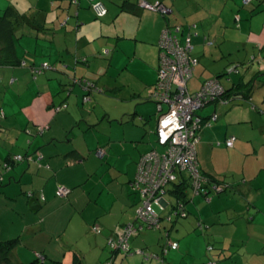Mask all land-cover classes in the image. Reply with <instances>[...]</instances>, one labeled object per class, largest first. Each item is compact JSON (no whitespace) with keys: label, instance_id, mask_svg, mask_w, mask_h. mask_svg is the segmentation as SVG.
<instances>
[{"label":"crops","instance_id":"0c3cea01","mask_svg":"<svg viewBox=\"0 0 264 264\" xmlns=\"http://www.w3.org/2000/svg\"><path fill=\"white\" fill-rule=\"evenodd\" d=\"M90 1H100L104 5L106 13L103 18L95 17L90 9ZM126 1L133 4L132 10L122 9L121 6ZM156 1L170 7L169 16L173 14L172 6L166 5L165 0H0V14L12 7L21 16L14 30L15 56L28 66L45 63L53 66L52 70L35 79L26 67H0V218L7 213L16 222V236H7V231H10L8 223L4 226L0 224V240L18 239L20 245L24 235H27V248L21 249L23 258L17 259L10 254L13 264L33 262L36 253L44 255L42 264H71L74 251L80 253L83 264H104L108 258V253H105V237L113 236L122 225L134 221L140 197L133 191L131 184L135 180L139 158L153 147L160 150L155 145L152 133L148 135L151 130L149 121L154 112L158 114V109L146 99L156 82L159 55L157 43L167 20L160 12L143 7L145 3L153 4ZM220 1L222 5H226L230 0ZM238 1L240 0H235L236 4ZM222 17V12L216 14L217 19ZM241 17L247 18L246 15ZM192 29H196V26L192 25ZM194 36H198V32L194 31ZM252 36H257L258 40L249 47L242 44L245 53L242 60L258 53L259 64L256 69L264 72V35L254 34L249 39L252 40ZM204 38L207 37L202 40ZM190 41L192 44V36ZM206 45L210 46L211 42ZM106 47H111L112 50ZM254 47L258 51L253 52ZM193 48L192 44V50ZM238 51L237 49L235 56H239ZM112 52H117L116 58L121 59L119 66H116L114 60L109 61L112 70L120 73L134 67L139 78V83L131 87L130 102L135 103V112L133 115H124L119 123L122 127L116 130L111 125L105 129L98 127L99 115L95 111V115L89 112L90 116L87 118L83 115L85 103L83 104L82 96L85 90L77 83V80L86 78L97 87V75L99 76L101 68L95 62L100 53L110 56ZM194 59L197 64L199 60ZM240 59L237 61H242ZM212 77L211 75L206 80L209 81ZM105 89L102 91L106 92L107 86ZM60 90L61 96L57 94ZM93 92L89 96L90 101L95 98ZM145 93L147 97L144 96ZM263 93L262 91L255 98L257 102L261 101ZM62 95L66 101L61 99ZM62 101H65L66 108L54 113L53 108ZM91 108L92 105H89L88 109ZM258 108L261 112L255 115L257 113L251 110L235 114L238 109L226 113L220 107L219 120L222 119L224 125L213 124L204 129L206 131L194 145L202 172L219 179L222 174L234 171L236 165L241 163V174L255 185L251 189V197L254 198L251 201L257 203L260 213L258 211L254 215L252 224H248L250 227L243 219L242 230L238 225L232 226L234 231L241 233L230 237L237 241L235 244L239 248V254L233 252L235 247L230 245L231 240L222 241L215 229L212 230V243L216 241L217 248L225 249L215 257L217 264H264V241L258 238L253 240L249 234L247 237L242 234L248 228L264 234V219L258 223L264 218V179L261 178L264 175V102ZM248 122L255 130L254 140L251 142L236 133L237 128L241 130L240 125ZM39 126L46 128L37 132ZM210 131L214 135L213 139L208 136ZM206 135L208 137L204 142L202 139ZM229 136L235 137L232 148L223 146V141ZM248 142L254 143V147L250 148ZM98 148L106 151L103 159H98L94 154ZM250 151L257 159L248 156ZM12 155H21L24 159L13 164L12 169L5 170L3 163ZM59 185L70 189L67 198L56 195L55 189ZM239 192L244 196L250 195L249 188L245 186H240ZM221 198L222 194L207 200L193 197L192 209H197L196 213L201 219L197 218L196 223L213 221L214 224L225 225V220L232 219L228 214L224 219L219 216L214 218L217 211L210 214L209 205ZM163 199L165 203L154 205V210L157 208L160 213L170 209L169 204L173 202V198L167 194ZM189 208L190 205L187 207L188 211ZM246 209L253 212L251 208ZM235 211H238L237 215L242 213V209ZM160 213L157 215L162 220L165 216L163 218ZM179 222L181 224L168 228V239L172 236L170 232L181 229V226H190L184 223L185 220ZM254 222L257 223L256 227H252ZM93 226L102 231V237L93 234ZM40 234H44L42 238L47 235L48 238L56 236L57 241L55 244L49 242L41 246L36 242L41 238ZM148 237L149 235H143V241L148 246L153 243L154 249L156 246L158 249L165 240L157 241ZM171 241L178 246L176 250L168 252L164 264H202L206 260L205 256H200L198 263L191 257L183 259L189 248L184 245L182 250L180 240ZM169 253L174 255L172 259L169 258ZM136 261L139 259L125 264L140 262Z\"/></svg>","mask_w":264,"mask_h":264},{"label":"rangeland","instance_id":"374dc122","mask_svg":"<svg viewBox=\"0 0 264 264\" xmlns=\"http://www.w3.org/2000/svg\"><path fill=\"white\" fill-rule=\"evenodd\" d=\"M164 2L166 5L172 6L173 8V14L169 16V22L165 23L164 29L166 28L167 23L169 24V26H171V28L182 25L185 32L184 36L187 34V32L192 35V44L194 47L192 55L194 58L199 60V62L193 66L192 77L187 84V88L190 94L198 92L201 89L202 84L206 80V78L210 77L217 71L220 72L221 70H223V68H225V66L228 65L229 62H235L238 58H241L240 60L244 59L245 53L242 50V44L244 43L247 47H249L251 43H254L258 39L257 36L255 40H253V36L252 40L249 39V37L251 38V35L259 33H263L264 35V0H262V2L260 0H252V3H249L247 5H242V0L238 1L237 4L235 0H230L226 5H222V1L220 0H165ZM240 5H242L243 7L241 9H238V6ZM256 5L259 6L256 7ZM168 8L170 9V7H166V9ZM251 9L253 10L249 12V10ZM221 12L223 17L221 19H217L216 14L218 15ZM235 12H238L240 17H235L233 15ZM242 15H246L247 18L243 19V17H241ZM192 25H195L196 29H192ZM194 31L198 32V36H194ZM203 37H207L209 38V40L207 38H204V40H202ZM205 40H207V42H211L212 45L207 46V42ZM106 49L112 50L111 47H106ZM237 49L240 51L239 56H235L237 54ZM229 52L231 53L230 55L227 54ZM105 53L106 52L104 51V54ZM116 53L112 52L110 56H105L101 53L99 54V59H97L95 65H97V67H100L101 69H99V71H101L99 72V76L97 75V91L95 90L92 94L95 98L90 102H87L85 104L83 103L84 107L82 108V110H84L83 115H86V118L90 116V113H93L92 115H95L96 112V114L99 115L98 127L101 126V128L103 129L107 128L108 125H111L113 130H116L118 127H122L119 123L123 119V116L133 115L136 108L135 103L133 101L130 102L132 100L131 87L139 83V81H137L139 80V78L137 76V73L133 69L134 67H131L129 71L124 70L120 73L117 72V70H112V68L109 67L108 63L110 60H114L116 66H119L121 59L116 58ZM222 54H224V57H221ZM112 55L114 56L112 57ZM254 65L255 67L257 66V64ZM105 86H107L108 90L106 92H103L102 90H106ZM144 96L147 97L148 95L146 94ZM89 105H92L91 109H88ZM242 108L243 107L232 106L231 108H226L228 110L226 111L225 109V111L226 113H229L234 109H238L235 114H243L247 113V111H250V109H248L247 107H244V110ZM212 111L213 110L211 108V105H209L203 110H198L197 113L203 116L205 114L212 113ZM154 113L155 114L152 115L151 121H149V127H151V130L149 131L148 135L150 136V134L152 133L151 135L155 141V135L153 134V132L156 127L157 116L160 113L158 115L156 112ZM255 115H258V113ZM220 124H223L222 119L215 123V125L217 126H219ZM250 124L251 123L248 122L247 124L240 125L241 130L237 128L236 133L247 138L251 142V140H254L255 130L251 128ZM206 128L207 127L203 129ZM202 131L199 133V136L202 135L206 130ZM208 134V136H211L212 139L214 138V135L211 131ZM208 136H204L202 140H204L205 142ZM237 138L239 139V137ZM250 142H248V144L250 148H253L254 143L250 144ZM248 154V156L255 157L254 155H251L252 151H250V153ZM255 159H257V157H255ZM205 161L206 163H209L208 160ZM240 166L241 163L237 164L234 171H228L230 173L222 174L219 179L230 185H238L239 187L245 186V188H249V197L233 191L232 188H228L225 192L222 193V198L220 200H214V203L211 206L207 203L209 205L211 215L214 213V211H217L214 218H218L219 216L220 218L224 219V217L226 218V214H228V217H231L232 219L225 220V225H217L214 224L213 221L212 223L207 222L210 224L209 228H207L208 224L204 223V227L200 229L197 227V225L195 226L196 219L199 218L196 213L197 209L195 208L193 210L192 203L190 202L187 205V207L190 205L189 211L191 212L188 215V219H181L183 221L185 220V224L190 225L189 228L181 226V229L177 228V231H172V233L170 232V234L172 235L170 239L177 241L180 240L179 243L182 247V250L184 245L189 248V252H187V254L183 256V259L191 257L193 261H195V263H198V259L200 256H206V254L208 253L206 247H208L207 245H209L207 243L210 242L211 245L213 229H215L217 234L222 237V241H227V238L234 236V234L237 236L241 234L238 231H234L235 229L232 228V226L238 225L239 229L242 230L244 226L243 220L246 222L245 217L248 213V210L246 209L247 203L251 199H253V197H251V189H253L255 185L249 183V180L243 177L240 172ZM245 172H247V169H245ZM261 178L264 179V175H261ZM252 192L256 193L255 190H252ZM6 209L8 208L6 207ZM239 209H242V213L237 215L238 211L235 210ZM155 210L158 214L160 213L157 208H155ZM5 212H8V210H5ZM168 213L169 208L160 214H163V216H161L164 218V216H166ZM8 215L9 214L6 213L5 216H2L0 218V224L4 226V224L8 223V228L10 231H7V236H16V222L11 220ZM178 223L181 224V222ZM216 223H219V221H217ZM246 225L250 227L248 224ZM253 225L254 226L252 227H256L257 223L254 222ZM160 227V230L146 231V233H151L153 238L163 241L165 239L164 234L167 232V229L169 227V222L166 221V219L161 220ZM193 228L195 229L193 230ZM175 232L180 233L175 234ZM242 234H245L246 237L247 234H249L253 240H255V238L264 239V234H258L257 231H253L252 228H248L245 233ZM40 235L41 238L37 239L36 242L38 244H41V246H44L49 242L55 244L54 242L57 241L56 236L48 238L47 235L42 238L44 234ZM99 236L102 237L103 234ZM26 237L27 235H24V238H22L23 241L20 244L21 246L17 244L12 250L11 255H13V257H16L17 259L19 257L23 258V252L21 249L22 247L27 248L25 246V244L27 243ZM139 239L140 238H131L129 242L131 247L132 243H134L135 245L133 246L144 248L143 243L138 241ZM151 246L154 249V245ZM147 248H150V246H148ZM28 251L29 253H31V250ZM105 253L108 252L106 251ZM178 253L174 254L177 255ZM172 255L173 253H169V258L172 259V257L174 256ZM34 256H36V254H34ZM202 264H206V262L204 261Z\"/></svg>","mask_w":264,"mask_h":264},{"label":"trees","instance_id":"16d2710c","mask_svg":"<svg viewBox=\"0 0 264 264\" xmlns=\"http://www.w3.org/2000/svg\"><path fill=\"white\" fill-rule=\"evenodd\" d=\"M98 2H100V1H98ZM95 3H97V2H95ZM95 3L94 2L90 3V9L92 11H93L92 7ZM249 3H252V0H242V5H247ZM147 4L156 5V7H159V6L165 7L162 4V2H158V1L154 2L153 4H151V3H147ZM242 5L238 6V9L242 8L243 7ZM258 6L259 5H256V7H258ZM121 7L124 11H130L133 9L134 6L130 2L126 1L123 3V5ZM252 10L253 9L249 10V12H251ZM105 11H106V8H105ZM168 11H170V9ZM93 13H94V11H93ZM94 15L97 19H101L104 17V16L98 17L95 13H94ZM234 16L237 17L238 14L236 13V14H234ZM162 17H164L167 20V22H169V18H170L169 15L163 14ZM20 20H21V16L12 7L6 8L0 14V67H5V66L26 67L29 70L31 76L35 79V78L41 76L42 74H44L45 72L52 70L53 66L46 64V63L38 65V66H34V65L28 66L25 62L21 61L20 59H18L15 56L14 45H13V43H14V41H13L14 40V30H15V27L19 24ZM165 29L169 30L172 33V35L176 37L178 43H180V44H184L185 40L187 38L189 39L191 50L189 51L188 55H189L191 60L195 61V59L192 55L193 50H192V44L190 41V38L192 35L187 32V34L184 36L185 32H184V27L182 25L171 28V26H169V24H167ZM254 39H256V38H254ZM255 42H254V44H256ZM211 45H212V43H211ZM157 47H158V43H157ZM255 49H256V47H254L253 52L258 51V49L257 50H255ZM158 51H159V47H158ZM257 54L254 53L251 56L249 55V57H247V59L242 60V61L229 62L228 65H226L225 68H223V70H221L220 72L217 71L216 73H214L212 75L213 77L211 79H209V80H214L217 82V84L222 89V94L219 95L217 98L213 97L212 100H208L207 103L201 109H199V110H203L207 106L211 105V108L213 110L212 113L208 114L207 116H205V115L201 116L196 112L197 117L201 120V124H200L199 129L196 131L195 138H199V133L201 132V130H204L203 128H205V127L208 128L211 125L215 124L219 120L221 114L218 113V109L220 107L224 108V111L226 108H231L232 106H237V107H243V108L247 107L248 109H250L251 111H255L256 113L261 112V109H259L258 107L262 102H264V95H263L264 93L262 94L263 96H261L260 102L259 101L257 102L255 98L258 95H260V93L262 91L264 92V72H261L258 69H256L257 66L255 67V65H254V64H259L258 63V56L259 55L257 56ZM250 68H252L253 70H250ZM206 81H204V82H206ZM77 83L82 87V89L85 90V91H83L84 94L82 96L83 103L89 102L90 101L89 96L92 93V91H95V90L97 91V88L95 87L94 82L85 78V79L77 80ZM61 92L62 91L60 90V92H58L57 94L59 96H61ZM61 99L65 100L66 98H64V96L62 95ZM65 101H62L58 106H55L53 108V112L57 113L61 110H64L66 108V104L64 103ZM146 101L152 103L157 110V108H158L157 103H155L152 98L148 97L146 99ZM258 103H260V104H258ZM227 110L228 109H226V111ZM213 116H214V119H213ZM0 118H1V116H0ZM156 124H157V120H156ZM45 128H46V126H39L37 128V130H38L37 132H42ZM153 134L155 135V145L157 147H159L160 150L158 151L155 147H153L150 150H148L147 152L142 153L139 160L143 156H145L149 153H152V152H155L158 155H162L165 152V149L158 145L157 137H156V127L154 129ZM229 138H234V141L232 144V147H233L234 142H235L234 136H229L228 138H226L223 141V144L225 147H227L225 143ZM232 147H227V148H232ZM97 151L103 152L102 157L96 156ZM194 151H196V150H194ZM94 154L98 159H103L106 155V151L103 148H98L94 151ZM17 156H20L21 159L16 160L15 158ZM23 159H24V157L21 155L9 156L8 158L5 159V162L3 163V167L5 170H10L13 168V164H15V163H17V161H21ZM25 159H27V158H25ZM193 172H195V173H193ZM195 174H197V177H194ZM173 175H174L173 179L169 180L161 188L162 194L160 192H158V194L156 195V197L164 198V196L167 194L173 198V202L171 204H169L171 207L169 209V213L164 218V219H166V221L169 222L168 228L174 227L175 225L178 224V222L181 219L186 218L188 216L189 211L187 210V205L190 202H192L193 197L198 196L201 198H205L207 200L210 197H213L214 195L222 194L228 188H232L233 191L240 194L238 185L227 184V183L221 181L220 179H218V177H215L213 175L206 174V173L202 172L196 158H195V161H193L191 165H188L185 168H182L181 166L175 165L173 167ZM180 176H181V178L179 179ZM135 178H136V176H135ZM135 181L136 180H133L131 187L133 188V191L136 192L140 197L139 205L136 208V211H137L136 217H135L133 222L122 225L119 229H117V231L114 233L113 236L105 237L104 241H105V245H106V248L108 251V258H107L106 263L102 262L104 264H125L126 262H130L133 259H135V260L139 259L140 262L136 261V262H139L138 264H164L165 257L168 254V252L174 251L177 249V247L175 249L171 248V245L173 243H175L177 246H178V244L167 238L168 233L170 231L169 229H167L168 231L164 234L165 240L161 243V245H159L158 249L156 246L157 250L156 249L153 250L151 248L150 245H152L153 243H149L150 248H147L148 245L143 241L142 236L143 235H149L150 238H153V236H150L151 233H146V231L160 230L161 229V227H160L161 219L157 215L158 214L157 211L154 210L155 203H152V209H153L154 214H155V221L154 222L142 221L139 218L138 209L141 208L142 203L144 201V197L142 196V192L140 190H136V188L134 186ZM59 187H62V186L59 185L56 187V189H55L56 195H57V189ZM67 190H68V194L66 196H63L62 198H67L70 195V192H71L70 189H67ZM247 208H251L253 210V212H250V210H249L246 217H245V220H246L247 224H249V223L252 224L251 222H252V219L254 218V215L256 213H258V211H259V209L257 207V203L255 204V203H253V201L250 200L247 203ZM259 213H260V211H259ZM263 219L264 218L259 220L258 223L263 221ZM199 220H201V219H199ZM196 225L200 229H202L204 227V223H202L201 221L196 223ZM125 228L130 229L132 231V234L129 235L126 239V242L124 244L126 246V248H122V246H121L122 244L118 245L117 240H118V237L120 235L124 234L123 231ZM207 228H208V226H207ZM91 231L93 232L94 235H97V236L102 235V231L96 229L95 226H93L91 228ZM143 232H145V233H143ZM257 233L260 234L261 232H257ZM131 238H140L138 241L142 242V243L144 242L143 243L144 248H139L137 246H133V245H135L134 243H132V247H131V245L129 243ZM227 240H231L232 242H234V243L231 242L230 245L235 247L233 252H235V254H239L240 251L237 252V250L239 248L235 244V242H237V241L233 240V238H231V239L227 238ZM259 240L264 241V239H262V238ZM109 241L113 242L112 246L109 244ZM18 242H19L18 239H12V240H6V241L0 240V264H13L11 262V259H10V254H11L12 250L15 248V246L18 244ZM207 244H209V245H207L208 247H206V250L208 253L205 256L206 257L205 262H206V264H217L215 257H218V255L220 254V251H223L225 249L217 248L216 247V241L213 243L211 242V245H210V242ZM134 247H136V248H134ZM213 251H216V252H213ZM44 259H45V257L43 254L36 253V258L34 259V261L27 263V264H42L44 262ZM53 264H60V262H54ZM71 264H83L82 263V256L80 255V253L78 251H74Z\"/></svg>","mask_w":264,"mask_h":264},{"label":"built area","instance_id":"2783aa9c","mask_svg":"<svg viewBox=\"0 0 264 264\" xmlns=\"http://www.w3.org/2000/svg\"><path fill=\"white\" fill-rule=\"evenodd\" d=\"M144 8L167 14L168 10L156 5L145 3ZM93 11L98 17L105 15V8L102 3L93 5ZM159 55L157 78L150 89L149 97L158 106V118L156 124V137L158 145L165 149L162 155L155 152L143 156L139 162L136 172L134 186L141 190L144 201L138 209V216L142 221H155V214L152 203L157 204L162 197H156L158 192L162 194L161 188L172 180L173 167L175 165L185 168L195 161L194 144L201 120L196 112L201 109L208 100L217 98L222 94L221 87L214 80L206 81L201 89L193 94L188 91V82L192 77L193 66L196 64L191 60L188 53L191 50L189 39L184 44L178 43L175 36L169 30L161 32L159 41ZM214 119V116H213ZM234 138L226 141L227 147H232ZM103 152L97 151L96 156L102 157ZM16 160L21 157L17 156ZM194 171V170H193ZM195 173V172H193ZM197 177V174L194 175ZM68 190L65 187L57 189V195L66 196ZM123 235L118 237V245L122 248L126 239L132 234L130 229H124ZM112 241L109 244L112 246ZM177 245L173 243L172 249Z\"/></svg>","mask_w":264,"mask_h":264},{"label":"water","instance_id":"95a60500","mask_svg":"<svg viewBox=\"0 0 264 264\" xmlns=\"http://www.w3.org/2000/svg\"><path fill=\"white\" fill-rule=\"evenodd\" d=\"M169 14H170V11L167 12V15H169ZM161 202L165 203V200L163 198H161L158 203H161Z\"/></svg>","mask_w":264,"mask_h":264}]
</instances>
